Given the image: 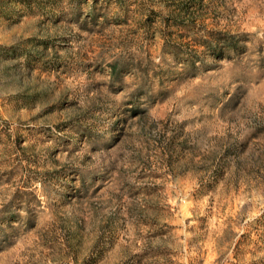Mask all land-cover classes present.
I'll return each mask as SVG.
<instances>
[{
  "label": "rangeland",
  "instance_id": "374dc122",
  "mask_svg": "<svg viewBox=\"0 0 264 264\" xmlns=\"http://www.w3.org/2000/svg\"><path fill=\"white\" fill-rule=\"evenodd\" d=\"M0 264H264V0H0Z\"/></svg>",
  "mask_w": 264,
  "mask_h": 264
}]
</instances>
